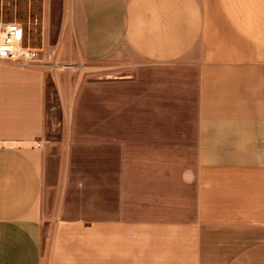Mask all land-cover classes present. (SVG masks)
Listing matches in <instances>:
<instances>
[{"label":"crops","instance_id":"crops-1","mask_svg":"<svg viewBox=\"0 0 264 264\" xmlns=\"http://www.w3.org/2000/svg\"><path fill=\"white\" fill-rule=\"evenodd\" d=\"M18 23L62 94L61 68L125 75L79 85L56 154L50 67L0 60V264H264V0H41L37 38Z\"/></svg>","mask_w":264,"mask_h":264},{"label":"rangeland","instance_id":"rangeland-1","mask_svg":"<svg viewBox=\"0 0 264 264\" xmlns=\"http://www.w3.org/2000/svg\"><path fill=\"white\" fill-rule=\"evenodd\" d=\"M40 9L41 0H19L18 4H14V0H0V21L9 20L17 22H28L32 17L34 23L33 36L36 39L40 28ZM32 12V14H31ZM27 24V23H26ZM36 42V40H34ZM106 66V65H100ZM48 68L47 75V107H46V128L42 140L49 145L53 153L59 154L61 151L66 153L67 144L71 130V100L78 92V87L86 81H92L96 78H105L107 76L122 77L125 75L123 70L113 68L116 71L113 74H102L107 69L101 68L98 70L87 69L72 70L61 68L64 73L63 81L65 84L63 94L56 84V63L52 60ZM98 68V67H97ZM59 69V68H58ZM116 69V70H115ZM112 70V69H110ZM96 72H101L96 74ZM84 129L91 131L92 121H83ZM165 173L166 178L172 180L174 156L166 154ZM62 173V172H61ZM60 174L52 170L50 178L46 182L44 191V239L43 243L48 242L50 238V224L56 219V214L60 208L62 198V187L55 185L59 181ZM168 180V179H166Z\"/></svg>","mask_w":264,"mask_h":264},{"label":"built area","instance_id":"built-area-1","mask_svg":"<svg viewBox=\"0 0 264 264\" xmlns=\"http://www.w3.org/2000/svg\"><path fill=\"white\" fill-rule=\"evenodd\" d=\"M24 29L16 21L0 23V60L18 63L23 67L50 66L52 57L41 48L25 45Z\"/></svg>","mask_w":264,"mask_h":264}]
</instances>
